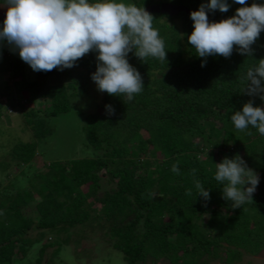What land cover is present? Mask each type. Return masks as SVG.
<instances>
[{"label":"trees","instance_id":"1","mask_svg":"<svg viewBox=\"0 0 264 264\" xmlns=\"http://www.w3.org/2000/svg\"><path fill=\"white\" fill-rule=\"evenodd\" d=\"M168 1L190 11L207 2ZM252 2L246 0V5ZM134 4L145 9L161 3ZM233 5L238 4L226 13L209 14V21L231 17ZM151 15L165 40L166 62H141L129 53L143 90L132 101L103 93V108L111 105L114 114L87 116V146L99 155L48 164L44 172L28 178L26 187L0 189V264L27 258L34 245L51 236L57 244L46 242L36 260L27 264H56L54 257L71 242L73 232L97 229L126 264H240L245 256L264 252V136L255 129H250L252 135L237 132L230 121L250 99L240 93V78L253 60L264 58V31L251 46L252 58L238 54L234 46L230 57L209 56L201 67L202 58L187 42L192 31L189 14ZM9 50L8 55L0 46V74H9L16 93L43 103L46 111L41 106L21 108L27 110L25 125L34 138L45 140L52 134L46 118L69 113L78 88L92 82L95 54H86L70 69L41 71L39 80L29 81L24 62ZM252 99L254 107L261 106L258 97ZM5 101L20 106L14 97H0L1 111ZM37 146L18 143L7 156L15 166L29 170L37 160ZM234 155L260 178L252 201L239 209H231L221 198L213 179L214 164ZM173 164L178 175L171 171ZM8 167L2 164V172ZM194 179L209 189L206 207L199 197L195 200L194 190L190 197L184 194ZM33 230L39 232L36 238L29 236ZM49 247L56 249L46 259Z\"/></svg>","mask_w":264,"mask_h":264},{"label":"clouds","instance_id":"2","mask_svg":"<svg viewBox=\"0 0 264 264\" xmlns=\"http://www.w3.org/2000/svg\"><path fill=\"white\" fill-rule=\"evenodd\" d=\"M232 4L235 13L218 22L208 15L226 13ZM4 19L0 22V46L7 44L33 72L63 71L75 66L86 54H95V72L90 74L97 91L132 101L143 90L140 73L128 62L129 53L144 62L148 58L166 62L165 40L154 27V18L144 7L126 0H0ZM192 31L187 42L204 67L207 57L231 56L234 46L240 55L252 58L251 46L264 31V0H207L189 13ZM253 60V59H252ZM240 78V93L250 99L230 116L237 132L264 136V58L253 60ZM261 106H253L252 98ZM108 116L114 114L105 105ZM213 179L220 185L221 198L231 209L252 201L260 178L239 155L225 156L214 164ZM171 171L179 174L173 164ZM195 175V170H193ZM197 197L207 206L209 189L194 179L185 196Z\"/></svg>","mask_w":264,"mask_h":264},{"label":"rangeland","instance_id":"3","mask_svg":"<svg viewBox=\"0 0 264 264\" xmlns=\"http://www.w3.org/2000/svg\"><path fill=\"white\" fill-rule=\"evenodd\" d=\"M139 1V0H135ZM159 3H168L165 0H156ZM134 3V0H126ZM234 9L239 5H233ZM4 8H0V22L4 19ZM8 55L10 54L9 45L4 44ZM7 46L9 48H7ZM14 52V51H13ZM18 54V53H17ZM26 79L29 81L39 80V72H33L24 63ZM30 96V95H29ZM27 94L16 93L13 80L8 73L0 74V97H14L17 103L5 101L0 110V189L8 188L14 192L15 189L24 188L28 184V178L37 171L44 172V166L58 161H73L80 159L94 158L98 152L87 146L86 135L84 132L85 120L87 116L105 113L103 108V93L97 91L94 82H88L78 88L75 96L71 99V111L56 118H46L52 129V134L45 140L38 141L32 132L25 125L22 108L36 109L43 107V103L34 101ZM9 110H8V109ZM46 111L45 107H43ZM45 113V112H44ZM18 143H37V160L35 166L27 169L26 166H15L7 153L13 145ZM8 164L9 169L2 172L1 165ZM10 185H13L10 187ZM27 215L31 214V208L27 210ZM79 232V231H78ZM73 232L71 242L63 246L59 254L54 257L56 264H126L122 254L113 249L103 237V234L96 231ZM38 231L33 230L29 236L36 238ZM77 233V234H76ZM54 238L46 237L41 243L34 245L27 258L15 264H27L33 262L39 254V250L46 242L51 243ZM56 240L54 245H56ZM56 247H49L45 258L52 257ZM212 264H220L213 262ZM240 264H264V252L259 257L245 256Z\"/></svg>","mask_w":264,"mask_h":264},{"label":"water","instance_id":"4","mask_svg":"<svg viewBox=\"0 0 264 264\" xmlns=\"http://www.w3.org/2000/svg\"><path fill=\"white\" fill-rule=\"evenodd\" d=\"M145 10L149 13V14H164V15H168L169 17H175L177 15H179L180 13H187L189 14L191 11L185 7V6H181V5H174L171 3H163L160 5H150L147 6L145 8Z\"/></svg>","mask_w":264,"mask_h":264}]
</instances>
